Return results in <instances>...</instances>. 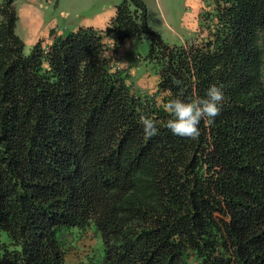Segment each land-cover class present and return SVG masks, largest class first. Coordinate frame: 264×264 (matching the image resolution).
Here are the masks:
<instances>
[{"label":"trees","instance_id":"16d2710c","mask_svg":"<svg viewBox=\"0 0 264 264\" xmlns=\"http://www.w3.org/2000/svg\"><path fill=\"white\" fill-rule=\"evenodd\" d=\"M17 18L0 0V264H264V0H211L182 44L142 0L29 54ZM143 34L158 83L139 93L112 65ZM212 83L220 114L173 135L164 104Z\"/></svg>","mask_w":264,"mask_h":264},{"label":"rangeland","instance_id":"374dc122","mask_svg":"<svg viewBox=\"0 0 264 264\" xmlns=\"http://www.w3.org/2000/svg\"><path fill=\"white\" fill-rule=\"evenodd\" d=\"M121 1L15 0L18 16L15 32L23 40L24 53L29 54L38 40L45 38L47 33L50 34V28L62 35L84 26L104 29L115 14V7ZM142 1L147 9L149 27L169 44H182L195 38L196 28L200 24L199 14L211 2V0ZM30 6L35 10L33 11ZM151 38V35L143 34L126 39L115 55L116 64L120 69H126L129 74L127 82L139 93L153 91L158 83V66L149 56L153 46Z\"/></svg>","mask_w":264,"mask_h":264},{"label":"clouds","instance_id":"9594fccd","mask_svg":"<svg viewBox=\"0 0 264 264\" xmlns=\"http://www.w3.org/2000/svg\"><path fill=\"white\" fill-rule=\"evenodd\" d=\"M173 82L176 85L182 83L180 80ZM224 99L223 85L218 83L210 84L205 95L195 99H185L182 96L168 99L164 108L171 116L167 119L165 126L175 136L195 139L200 135L201 121L213 123L222 111ZM139 123L146 137L159 134L160 121L155 117L141 115Z\"/></svg>","mask_w":264,"mask_h":264},{"label":"crops","instance_id":"0c3cea01","mask_svg":"<svg viewBox=\"0 0 264 264\" xmlns=\"http://www.w3.org/2000/svg\"><path fill=\"white\" fill-rule=\"evenodd\" d=\"M32 9H33V11L35 10V8H33V6H30ZM29 7V8H30ZM28 8V9H29ZM27 9V10H28ZM36 13V11L34 12V14ZM39 23H40V21H39ZM77 29V28H76ZM75 29V30H76ZM47 33V32H46ZM45 33V34H46ZM48 35V37H46ZM49 35H50V37H49ZM59 35H62L60 32H58V31H56L55 29H53V28H50V34L49 33H47L46 34V36H44L45 38H41V39H43V40H45L46 42H51L52 41V39L55 37V36H59ZM108 53H110V51L108 52ZM115 55H116V53H115ZM115 55H114V58L116 59V57H115Z\"/></svg>","mask_w":264,"mask_h":264},{"label":"built area","instance_id":"2783aa9c","mask_svg":"<svg viewBox=\"0 0 264 264\" xmlns=\"http://www.w3.org/2000/svg\"><path fill=\"white\" fill-rule=\"evenodd\" d=\"M112 66H113V68H115L116 70L120 69V66H119V65L113 64Z\"/></svg>","mask_w":264,"mask_h":264}]
</instances>
